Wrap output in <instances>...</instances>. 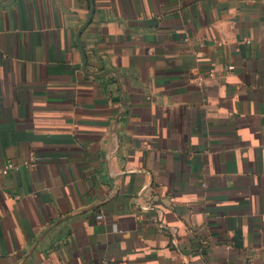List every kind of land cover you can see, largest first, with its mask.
Returning a JSON list of instances; mask_svg holds the SVG:
<instances>
[{"label":"crops","instance_id":"1","mask_svg":"<svg viewBox=\"0 0 264 264\" xmlns=\"http://www.w3.org/2000/svg\"><path fill=\"white\" fill-rule=\"evenodd\" d=\"M94 1L109 162L90 1L0 5V264H264V0Z\"/></svg>","mask_w":264,"mask_h":264},{"label":"water","instance_id":"2","mask_svg":"<svg viewBox=\"0 0 264 264\" xmlns=\"http://www.w3.org/2000/svg\"><path fill=\"white\" fill-rule=\"evenodd\" d=\"M14 1L15 0H7L6 2H0V5H9L12 2H14ZM89 1H90V11H89L88 17L84 21V23L79 27V29H78V31L76 33L77 45H78V48H79V50L81 52V67H82V71H83V73L86 76L93 77V78H96V79L103 78L104 76H106L107 74H110V73L113 74L115 76L118 84H119V87H120L121 93H122V105H121L120 110H119L118 114L116 115L114 121L111 124V134L113 136V140H112L111 151L107 155V162H109L110 159L113 157V155H115L118 152L119 147H120V135H119L116 127H117L118 122L122 119V117L124 116V114L126 112V109H127V95H126V91H125L124 84H123V81L121 79V76H120V74L115 69H113V68H105L103 71H100V72H91L87 68L88 58H87L86 49H85V47L83 45V42H82L81 35H82V32L86 29V27L92 21V18H93L94 12H95V7H96L94 0H89ZM111 180H112V185H113V187L115 189L116 188V185H115V177H111ZM113 196H114V193L111 194V195H109L108 197L103 198L100 201H97L96 203H94L92 205H89L88 207H84L82 209L74 210L72 212H69V213H67V214L59 217L56 221H54L53 223H51L41 233L40 236L44 235L50 228H52L55 224L59 223L63 219L68 218V217H70L72 215H75V214H78V213L85 212L88 209H91L93 207H96V206L100 205L101 203L105 202L106 200L112 198ZM40 236H39V238H40ZM35 246H36V243L34 242L33 245L18 260V262L16 264H21L24 261V259L34 250Z\"/></svg>","mask_w":264,"mask_h":264},{"label":"built area","instance_id":"3","mask_svg":"<svg viewBox=\"0 0 264 264\" xmlns=\"http://www.w3.org/2000/svg\"><path fill=\"white\" fill-rule=\"evenodd\" d=\"M234 65H229L228 70H233ZM28 164L34 165L35 164V155L32 154L30 160L28 161ZM17 164L14 163L13 161H9L7 164L2 167L1 171L5 174L10 173L11 170L17 168Z\"/></svg>","mask_w":264,"mask_h":264}]
</instances>
